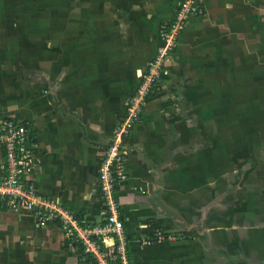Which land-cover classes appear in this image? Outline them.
Instances as JSON below:
<instances>
[{"label":"crops","instance_id":"obj_1","mask_svg":"<svg viewBox=\"0 0 264 264\" xmlns=\"http://www.w3.org/2000/svg\"><path fill=\"white\" fill-rule=\"evenodd\" d=\"M177 1L65 0L64 16L57 12L54 18L65 19V27L52 31L33 60L19 47L17 61L4 63L8 46L0 44V122L27 123L34 144L27 178L81 225L102 221L99 162ZM251 3L264 0H203L204 13L187 20L165 72L121 143L126 177L113 195L127 235L128 264H254L251 243L264 264L258 245L264 240L248 244L223 236L213 209L217 171L203 161L200 125L183 120L190 110L188 85L198 81L192 69L217 67L216 53L232 50L228 37L236 44L234 36L248 33ZM151 226L162 240L152 234L145 241ZM92 262L83 243L66 239L57 221L39 225L33 213L11 210L0 199V264Z\"/></svg>","mask_w":264,"mask_h":264},{"label":"rangeland","instance_id":"obj_2","mask_svg":"<svg viewBox=\"0 0 264 264\" xmlns=\"http://www.w3.org/2000/svg\"><path fill=\"white\" fill-rule=\"evenodd\" d=\"M64 3L0 0V44L8 46L9 54L2 62L17 61L19 47L30 51L26 58L33 60L34 50L43 49L52 31L65 27V19H54L57 12L64 16ZM250 6H254L249 13L250 29L243 36H234L236 44L228 37L231 52L216 53L221 55L217 67L210 64L192 69L198 81L186 83L190 110L183 118L185 124L188 120L200 125V139L206 143L203 161L212 162L217 171L213 190L218 203L213 209L222 222L218 225L224 229L223 236L248 244L264 240V4ZM183 73L186 77L185 70ZM210 149L211 159L207 155ZM145 241L151 242V237L147 235ZM258 245L264 247L261 242ZM249 247L252 261L258 264L261 256L256 245Z\"/></svg>","mask_w":264,"mask_h":264},{"label":"built area","instance_id":"obj_3","mask_svg":"<svg viewBox=\"0 0 264 264\" xmlns=\"http://www.w3.org/2000/svg\"><path fill=\"white\" fill-rule=\"evenodd\" d=\"M203 13V0H178L171 21L159 28L161 45L149 59L135 94L127 102L126 114L115 125L112 141L99 162L98 179L104 203L102 221L81 225L62 207L37 192L27 178L33 165L30 129L27 123L12 118L0 122V199L5 205L14 211H30L39 225L57 221L66 239L82 242L84 250L92 254V264H128L127 235L113 195L116 185L126 177L121 143L137 122L149 92L165 72L187 20ZM153 238L162 240L163 234L156 230Z\"/></svg>","mask_w":264,"mask_h":264},{"label":"trees","instance_id":"obj_4","mask_svg":"<svg viewBox=\"0 0 264 264\" xmlns=\"http://www.w3.org/2000/svg\"><path fill=\"white\" fill-rule=\"evenodd\" d=\"M152 93L153 92H149V95L152 94ZM153 229H155V227L151 226V228H149L148 235H152L153 234ZM77 244L81 245V243H77ZM82 248H83V246H82Z\"/></svg>","mask_w":264,"mask_h":264}]
</instances>
